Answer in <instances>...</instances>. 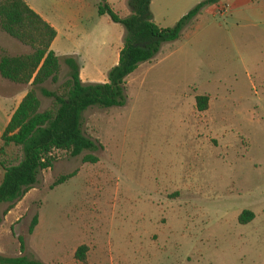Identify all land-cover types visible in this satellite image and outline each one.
<instances>
[{"label":"rangeland","instance_id":"rangeland-1","mask_svg":"<svg viewBox=\"0 0 264 264\" xmlns=\"http://www.w3.org/2000/svg\"><path fill=\"white\" fill-rule=\"evenodd\" d=\"M34 1L55 16L68 0ZM90 1L86 24L96 36L76 47L109 72L126 29L99 15L101 0ZM176 1H167L168 15L157 13L162 28L197 2L174 10ZM238 2L225 16L208 6L178 41L141 64L126 79L124 107L84 113V134L98 149L76 158L56 151L54 167L40 173L24 202V238L33 218H43L27 239L39 258L81 264L74 253L87 245L88 264H264V0ZM129 10L116 13L126 18ZM5 38L19 43L0 33V43ZM64 59L48 90L68 79ZM200 96L210 100L207 111L198 108ZM39 98L41 112L52 106ZM86 156L98 161L86 163ZM244 211L255 214L248 225L239 222Z\"/></svg>","mask_w":264,"mask_h":264},{"label":"trees","instance_id":"trees-1","mask_svg":"<svg viewBox=\"0 0 264 264\" xmlns=\"http://www.w3.org/2000/svg\"><path fill=\"white\" fill-rule=\"evenodd\" d=\"M152 1L129 0L132 14L123 18L113 10L108 0H101L99 15L109 16L114 23L121 24L126 29L118 65L110 70L106 83L86 84L81 78L79 61L67 57L64 62L69 68V77L58 91H51L44 85L49 81L58 83L62 68L61 59L52 50V44L57 38L56 29L25 0H0V33H6L32 49L30 54L16 57L3 55L0 59V74L5 80L22 85L31 84L3 135V146L0 149V167L4 171L0 183V206L8 205L3 212L4 216L35 188L42 171L54 167L56 151H65L74 158L86 151H96L97 143L83 131L84 113L94 107H124L127 104L126 79L141 64L151 62L164 44L178 41L203 9L216 6L222 0L200 3L171 28H161L155 23L151 10ZM39 92L53 100L52 106L44 112H41ZM209 101L206 96L198 97L199 110L207 111ZM97 161L91 156L84 158L86 163ZM74 176L71 174L60 178L53 188ZM254 218L253 212L244 211L239 222L248 225ZM38 223L39 215H36L29 234H34ZM19 242L22 252H25L24 238L19 237ZM88 251L87 245L79 247L75 254L77 261L88 264ZM0 264L44 263L28 256L7 258L0 254Z\"/></svg>","mask_w":264,"mask_h":264},{"label":"crops","instance_id":"crops-1","mask_svg":"<svg viewBox=\"0 0 264 264\" xmlns=\"http://www.w3.org/2000/svg\"><path fill=\"white\" fill-rule=\"evenodd\" d=\"M29 6L36 11L42 18L47 21L52 27H54L57 31V38L52 44V50L56 53V55L62 60V58L67 57H75L81 65V78L84 83L86 84H104L106 82L102 81V73L106 72L104 69L99 67L97 64H91L87 61L88 59H84L82 51L78 50L76 47L77 40H83L84 38L90 40L94 36H96V29H91L86 24L88 21V14L95 7V4L92 3L90 0H68L67 3L64 5L66 6L65 11L61 15H55L51 12H46L39 7L34 0H25ZM168 0H153L151 4V10L154 15L155 23L161 27L158 21V16H165L169 14V9L167 7ZM196 0H177L174 8L177 9L179 7H183L185 5H190V3ZM206 0H197L195 6L199 5L200 3ZM259 1V0H258ZM109 4L116 12L117 9L125 8L128 5L129 0H108ZM256 0H248V4L253 6L256 4ZM101 3V2H100ZM238 0H222L218 5L213 6L214 12L219 6H227L229 9L230 7H234L237 5ZM98 7V5H96ZM207 8V7H206ZM205 9L202 10L201 14L198 16H203ZM238 12V11H236ZM261 16L264 17V10H261ZM99 13V12H98ZM158 13V16H157ZM119 15V14H118ZM107 16V15H105ZM120 16V15H119ZM127 16H130V10L127 13ZM103 17V16H102ZM121 17V16H120ZM183 18V17H182ZM197 18V19H198ZM111 19V18H110ZM196 19V20H197ZM181 20V17L177 18V21ZM113 22V21H112ZM179 22V21H178ZM177 22V23H178ZM162 28V27H161ZM17 41V40H16ZM18 42V41H17ZM78 45V44H77ZM108 43H104L100 45V50L107 46ZM113 45H116L114 43ZM102 46V47H101ZM124 44L119 43L116 47L117 55L123 49ZM89 48V43L87 44V49ZM60 49H68L62 52ZM79 52H78V51ZM0 52H5L9 56L13 55L22 56L26 54H30L32 49L22 43H16L8 38H5L3 42L0 43ZM119 61L117 62L118 65ZM116 65V66H117ZM110 72V71H109ZM109 72H106L107 77ZM101 79V80H100ZM30 85H22L10 82L5 80L0 74V149L3 146V135L11 122L13 115L15 114L16 110L19 108L21 103L23 102L24 98L28 94L30 90ZM4 171L0 167V183L3 180ZM28 195L19 202L16 207L7 213V215H3V212H0L2 217V223L0 224V254L7 258H17L20 256H28L32 259L38 260L43 262L44 264H54L53 262L44 261L39 256H37L36 252L34 253V247L30 245L28 238H33L38 230L41 228L43 223L42 216H39V223L34 232V234H29L28 237L24 238L22 236L23 231V224L22 219L27 216L29 212V208L25 207V201L28 200ZM2 206V205H1ZM0 206V208H1ZM25 213L23 215L22 213ZM19 237H23L25 240V252L21 250V244L19 242ZM76 253H74L75 255ZM71 256V252H69L68 257Z\"/></svg>","mask_w":264,"mask_h":264},{"label":"built area","instance_id":"built-area-1","mask_svg":"<svg viewBox=\"0 0 264 264\" xmlns=\"http://www.w3.org/2000/svg\"><path fill=\"white\" fill-rule=\"evenodd\" d=\"M217 9L219 12H221L222 16H225L229 12V8L225 5L219 6Z\"/></svg>","mask_w":264,"mask_h":264}]
</instances>
